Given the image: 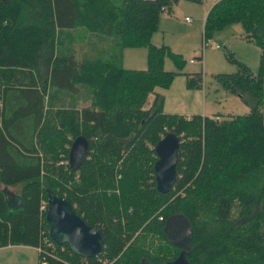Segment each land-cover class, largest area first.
I'll return each mask as SVG.
<instances>
[{"label":"trees","instance_id":"1","mask_svg":"<svg viewBox=\"0 0 264 264\" xmlns=\"http://www.w3.org/2000/svg\"><path fill=\"white\" fill-rule=\"evenodd\" d=\"M178 1L0 0V249H34L38 264H166L178 250L165 221L183 215L193 230L188 263L264 264V0H218L206 14L204 39L240 25L260 50L256 75L226 51L237 71L214 76L249 113L211 117L164 112L159 91L177 76L190 90L203 81L182 71L181 55L152 44ZM142 47L146 69H125L124 50ZM81 90L82 105L54 104ZM169 134L179 141L176 180L161 194L154 149ZM79 137L89 151L71 170ZM18 186L21 206L11 210L2 190ZM48 190L99 231L95 258L49 239Z\"/></svg>","mask_w":264,"mask_h":264},{"label":"rangeland","instance_id":"2","mask_svg":"<svg viewBox=\"0 0 264 264\" xmlns=\"http://www.w3.org/2000/svg\"><path fill=\"white\" fill-rule=\"evenodd\" d=\"M217 1L205 0L203 4L197 5L179 0L171 13L165 12L160 16L152 44L164 45L171 52L181 55L185 61L182 69L184 73L201 72L204 76L202 87L199 90L187 89L186 79L180 75L173 80L167 91H159L165 99L164 112L185 115L201 114L207 117L213 115L242 116L249 113V108L242 103L239 97L226 93L215 84L214 76L233 74L237 71V67L226 60V51L231 52L237 61L246 65L251 73L256 75L260 50L254 44L242 40L243 30L240 25H232L216 31L207 39V43H204L206 40L203 37L205 16ZM190 61L195 63H189ZM123 65L126 68L146 69V48H126L123 52ZM165 67L175 69L168 58L165 59ZM202 90L206 92V96ZM86 98V91L81 90L79 96L65 97L64 103L54 100V104L57 106L82 105ZM262 111L264 115V81ZM8 191L18 196L20 187L8 188ZM38 262L36 250L15 248L7 251L0 250V264H38Z\"/></svg>","mask_w":264,"mask_h":264},{"label":"water","instance_id":"3","mask_svg":"<svg viewBox=\"0 0 264 264\" xmlns=\"http://www.w3.org/2000/svg\"><path fill=\"white\" fill-rule=\"evenodd\" d=\"M178 148L177 137L169 134L160 140L154 149L157 156L154 164L155 183L157 191L161 194L168 193L176 180ZM88 151L89 144L84 138L79 137L73 142L68 156L71 170L79 169ZM2 194L9 209L17 210L21 206V198L10 193L7 188L2 190ZM45 220L49 226V239L58 246L67 245L74 255L95 258L102 250L103 240L99 231L87 226L67 201L49 190ZM163 232L172 246L182 249L173 262L166 264H190L186 256L193 251L190 247L193 230L188 219L183 215L170 217Z\"/></svg>","mask_w":264,"mask_h":264},{"label":"crops","instance_id":"4","mask_svg":"<svg viewBox=\"0 0 264 264\" xmlns=\"http://www.w3.org/2000/svg\"><path fill=\"white\" fill-rule=\"evenodd\" d=\"M207 14V13H206ZM205 18H206V16H205ZM201 60H202V58H201ZM122 63H123V61H122ZM190 63V62H189ZM195 63V62H194ZM123 67L125 68V69H130V70H138V69H134V68H126L124 65H123ZM165 69L166 70H168V71H172L173 69H170V68H166L165 67ZM203 80H204V76H203ZM165 91H167V90H165ZM202 91H204V90H202ZM160 94H161V92H159ZM206 92L204 91V94H205ZM165 96V95H164ZM205 96H206V94H205ZM164 101H165V99H164ZM206 112V111H205ZM167 113V112H166ZM173 114H178V113H173ZM180 115H184V116H187V117H189V116H191V114L190 115H185V114H180ZM201 115V114H200ZM201 116H204V115H201ZM12 248H15V249H31V248H28V247H22V246H17V247H6V248H2V249H0V250H3V251H7V250H9V249H12ZM32 250H34V249H32Z\"/></svg>","mask_w":264,"mask_h":264},{"label":"flooded vegetation","instance_id":"5","mask_svg":"<svg viewBox=\"0 0 264 264\" xmlns=\"http://www.w3.org/2000/svg\"><path fill=\"white\" fill-rule=\"evenodd\" d=\"M172 217V216H171ZM170 218V217H169ZM168 218V219H169ZM167 219V220H168ZM166 220V221H167ZM166 221H165V223H166ZM166 236V235H165ZM167 238V237H166ZM167 242H168V240H167ZM168 244L172 247V248H174L175 250H178V252H177V254H176V256L174 255V258L172 259V260H170V261H168L167 263H169V262H173L179 255H180V253L182 252V249H180V248H177V247H175V246H172L169 242H168ZM190 247L192 248V242H191V245H190ZM187 257V256H186Z\"/></svg>","mask_w":264,"mask_h":264},{"label":"built area","instance_id":"6","mask_svg":"<svg viewBox=\"0 0 264 264\" xmlns=\"http://www.w3.org/2000/svg\"><path fill=\"white\" fill-rule=\"evenodd\" d=\"M216 48H218V47H216ZM190 63H194V62H193V61H190ZM41 211H42V212H46V211H47V206H46V207H42V208H41Z\"/></svg>","mask_w":264,"mask_h":264},{"label":"bare ground","instance_id":"7","mask_svg":"<svg viewBox=\"0 0 264 264\" xmlns=\"http://www.w3.org/2000/svg\"><path fill=\"white\" fill-rule=\"evenodd\" d=\"M186 20H187V19H186ZM204 43H207V40H205Z\"/></svg>","mask_w":264,"mask_h":264}]
</instances>
